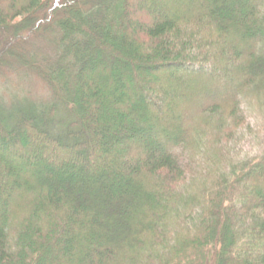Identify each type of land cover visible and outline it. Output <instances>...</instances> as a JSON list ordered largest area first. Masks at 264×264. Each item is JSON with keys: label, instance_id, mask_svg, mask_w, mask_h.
<instances>
[{"label": "trees", "instance_id": "16d2710c", "mask_svg": "<svg viewBox=\"0 0 264 264\" xmlns=\"http://www.w3.org/2000/svg\"><path fill=\"white\" fill-rule=\"evenodd\" d=\"M132 3L0 0V264H264V0Z\"/></svg>", "mask_w": 264, "mask_h": 264}, {"label": "rangeland", "instance_id": "374dc122", "mask_svg": "<svg viewBox=\"0 0 264 264\" xmlns=\"http://www.w3.org/2000/svg\"><path fill=\"white\" fill-rule=\"evenodd\" d=\"M132 6L134 11L139 8L138 0H133ZM166 12L172 13L170 11ZM159 15L161 14H158L157 16ZM7 39L8 37H5L4 41ZM2 41L3 36L0 35V46L4 43V41ZM24 50L23 51L26 55L30 53H38L40 56L43 55L45 51L50 50V45L49 42L43 38H38L37 40L33 39L26 43L24 45ZM169 74L171 75L173 73ZM183 74L185 75V78L190 81L191 78L198 77H191L194 76L193 74L203 75L204 72L190 71L189 73L184 72ZM224 91L229 93L230 89H225ZM50 96L51 95L46 84L43 83L31 70L18 66H11L0 70V102L4 107L20 106L28 103L32 105V103H34V105L39 104L37 107L41 108L40 105L49 103ZM196 101L198 102V100ZM183 112L190 113L191 110L185 108L183 109ZM160 148L162 151L165 150V147L161 144Z\"/></svg>", "mask_w": 264, "mask_h": 264}]
</instances>
